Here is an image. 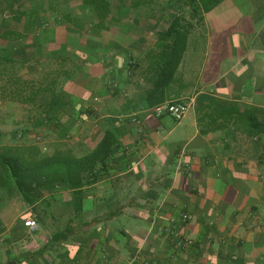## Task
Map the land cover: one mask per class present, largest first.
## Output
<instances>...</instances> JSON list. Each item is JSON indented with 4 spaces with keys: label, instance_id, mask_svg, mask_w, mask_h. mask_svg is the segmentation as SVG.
Listing matches in <instances>:
<instances>
[{
    "label": "crops",
    "instance_id": "crops-1",
    "mask_svg": "<svg viewBox=\"0 0 264 264\" xmlns=\"http://www.w3.org/2000/svg\"><path fill=\"white\" fill-rule=\"evenodd\" d=\"M207 1L106 0L107 27L91 39L103 51H79L71 104L34 128L77 156L112 132L109 163L58 205H18L0 185V264H264V0ZM176 17L186 48L155 90L159 35ZM169 100L190 105L181 121L153 112ZM13 107L0 110L14 118ZM3 122L0 146L16 138ZM34 211L32 230L21 216Z\"/></svg>",
    "mask_w": 264,
    "mask_h": 264
},
{
    "label": "trees",
    "instance_id": "trees-1",
    "mask_svg": "<svg viewBox=\"0 0 264 264\" xmlns=\"http://www.w3.org/2000/svg\"><path fill=\"white\" fill-rule=\"evenodd\" d=\"M24 1H9L11 15L0 18L1 46L11 53L10 57L0 55V77L7 90L3 93L9 100L37 105L40 112L35 115V125L55 124L58 111L71 104L64 83L84 67L82 63L91 52L103 51L92 46L91 39L98 29L107 27L108 4L106 0H28L29 5L23 8ZM217 2L208 0L204 10ZM46 25L50 28L47 36L42 31ZM58 25L66 26L67 33L65 40L55 42ZM159 36L161 63L155 69V90L172 82L186 48L188 28L176 17ZM39 62L42 77H27V64ZM67 131L68 127H63L60 133L63 136ZM114 144V134L107 132L98 146L83 156L61 149L44 154L36 145L0 146V185L9 193L14 187L27 205H55L62 191L83 187L97 167L105 170Z\"/></svg>",
    "mask_w": 264,
    "mask_h": 264
},
{
    "label": "rangeland",
    "instance_id": "rangeland-1",
    "mask_svg": "<svg viewBox=\"0 0 264 264\" xmlns=\"http://www.w3.org/2000/svg\"><path fill=\"white\" fill-rule=\"evenodd\" d=\"M9 1L11 0H0V18H2V16H10L11 12L8 11L9 9ZM77 0H69L68 2L74 3ZM29 1L26 0L23 3V8L27 7L29 5ZM12 11L13 10H17L16 7L15 8H11ZM14 25H16L18 28H21V25L17 24V23H13ZM50 30L49 25H46L42 31L44 35H48V31ZM16 33H19L18 31H15ZM66 33H67V27L64 25H58L56 27V36H55V42L58 40H65L66 38ZM1 41H0V55L2 56H7L10 57L11 53L9 50H3L2 46H1ZM52 45V44H51ZM55 45V44H54ZM28 57L32 56V52L29 51L27 53ZM2 66V65H0ZM41 63H28L27 67L25 70H27L28 74L27 77H34L37 79H40L42 77V74L40 73V67H41ZM42 68V67H41ZM30 72H33V75L30 74ZM2 85V86H1ZM4 86V82L1 80L0 77V106H4V102L9 101V99L5 96H7L6 94H4L3 92H7V90L3 89ZM18 103V107L16 108H12L13 110L15 109L16 111H14V113H17V116L12 118L13 115H10L8 112L5 114H3V112H1L0 110V121H4L3 123V129H6V131H8L7 134H9V136H16V138H12L14 140H11L9 138H7L4 142V144L2 146H12V147H16L17 145H36L39 149H41L42 153L44 154H48V153H52L54 151L53 147L50 145L51 142V136L48 133H44L42 130H36L34 128L35 126V115L33 114L32 116L29 115V113L27 111H30L29 109H27L26 105L31 106L30 109H33L34 107V103H25L22 102L20 100H17ZM11 109V111H12ZM8 111V108L7 110ZM38 114V113H37ZM3 115V116H2ZM15 116V115H14ZM9 121L13 122L10 123ZM32 126V127H31ZM40 128V127H38ZM50 137V138H49ZM63 196V194H62ZM13 197V196H12ZM14 198H17L18 201V205H23L21 202L22 196L20 193L14 195ZM62 200V197L59 198L58 201L55 202V205L59 204V201ZM26 204V203H25ZM41 205H46V203H42L39 205V208ZM29 216H35L36 218H38V215H36V211H34L31 214H23L21 217L26 220Z\"/></svg>",
    "mask_w": 264,
    "mask_h": 264
},
{
    "label": "built area",
    "instance_id": "built-area-1",
    "mask_svg": "<svg viewBox=\"0 0 264 264\" xmlns=\"http://www.w3.org/2000/svg\"><path fill=\"white\" fill-rule=\"evenodd\" d=\"M153 112L157 117H162L163 115H169L174 118L176 121H181L188 114L190 105L183 101L169 100L159 104H156L152 107ZM183 221H187L189 219V215L187 213L182 215ZM25 227L29 229H37L39 226L38 220L35 216H29L25 222ZM179 246H185L191 244V241L186 238H179L177 241Z\"/></svg>",
    "mask_w": 264,
    "mask_h": 264
}]
</instances>
